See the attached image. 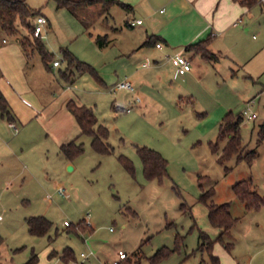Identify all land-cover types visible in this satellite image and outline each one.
I'll return each instance as SVG.
<instances>
[{"label":"rangeland","instance_id":"1","mask_svg":"<svg viewBox=\"0 0 264 264\" xmlns=\"http://www.w3.org/2000/svg\"><path fill=\"white\" fill-rule=\"evenodd\" d=\"M27 2L48 17L42 38L53 53L47 66L35 50L27 70L41 74L49 89L63 87V111L58 105L50 107L25 129L15 122L17 132L0 117V264H23L33 248L42 259L39 264H50L43 250L49 244L59 253L72 248L75 258L59 264H108L118 258L120 249L128 253L120 264H154L150 257L160 247H175L176 232L185 236L184 244L159 264H208L207 253L197 250L199 228L213 239L220 230L209 221L200 184L205 190L214 188L208 202H230L232 215L238 218L231 235L224 236L234 243L232 254L247 264H264V206L247 209L233 190L236 182L251 178L255 190L264 195V140L258 133L264 123V12L254 17L261 24L245 34L246 42L253 41L259 49L250 64L234 60L231 67L223 56L221 63L196 60L204 67L193 76H175L176 65L171 58L168 63L165 50L143 44L150 20L142 13L135 11L143 24L129 27L126 11L117 5L109 11L101 3L80 6L75 15L66 7L58 8L56 0ZM31 22L35 23L34 17ZM112 25L122 31L114 33ZM17 26L19 32L8 35V41L32 38L19 21ZM86 28L95 34L109 32V45L100 50L88 37L70 40L83 32L88 35ZM1 35L6 34L0 26ZM60 46L82 49V60L97 69L105 84L89 72H76L66 80L60 73L67 65ZM56 59L59 67L53 65ZM157 59L167 63L155 68ZM232 71L238 76L233 77ZM126 76L135 88L131 93L114 88ZM69 99L94 108L109 130L111 152L97 151L91 136L81 134L82 153L72 159L60 153L61 142L80 134L66 106ZM248 108L257 116L244 117L239 133L244 153L254 150L257 155L252 163L238 154L221 163L218 158L228 138L220 141L217 151L210 141H216L229 110L238 114ZM136 145L154 148L168 160L164 181L144 177ZM120 154L132 160L134 173L125 169ZM61 186L63 196L58 193ZM31 215L52 220L49 232L31 234L26 223ZM81 220L89 228L69 231L66 222L74 227ZM220 246L225 247L216 240L212 252L221 260Z\"/></svg>","mask_w":264,"mask_h":264},{"label":"crops","instance_id":"2","mask_svg":"<svg viewBox=\"0 0 264 264\" xmlns=\"http://www.w3.org/2000/svg\"><path fill=\"white\" fill-rule=\"evenodd\" d=\"M120 1L130 4L132 8L127 10L120 4H114L109 7L108 11L115 5L122 7L126 11V25H128L129 27L143 24L144 22L142 17L135 16V11L142 13L143 16L147 17L150 20L148 27L144 28L146 38V40L143 41L144 45L155 44L156 46V43L158 41L162 42V48H159L157 46L156 47L159 50H165L163 56H167L168 63L170 61V56L177 51H181L191 58L192 69L188 71H181L176 66L174 73L175 76L186 74L193 76L196 69L204 67L201 62H196V60H212L215 63H221L220 58L223 56L230 59V66L232 67L234 65H232L234 60L240 65L250 64V62L258 53V45H255L253 41L249 42L248 40V42H246L245 34H247L250 27L253 28V25L261 24L260 21L254 20L255 14L258 11L264 12V9L261 5V0H251V2L247 4L241 3L239 0ZM135 7H137V9ZM39 14H42L47 18V27L49 23L48 17L41 11ZM34 18L36 20V16ZM133 19H141L142 22L132 25L131 21ZM87 28L85 30L88 35L83 32L80 33V35L71 38L70 40L77 41L78 37H88L87 41H89V43H91V41H95L100 50L105 49V47L109 45L107 44L106 46L101 47L98 45L95 39V36L97 34H106L107 37H109V32L95 34L94 31H91ZM112 30L114 33H117L120 30L122 31V28H118L112 25ZM3 36L8 37V35H1L0 37ZM207 37H210L207 47L213 53L212 58L204 57L200 52H198L197 48L191 47L187 49L188 45L194 44L199 40H203ZM17 39L18 40L15 41H7L3 46L0 47V89L9 102L13 119L8 120L1 115L0 117L4 121H7L8 125L11 121L19 122L23 126V129H25L31 121L39 118L38 115L41 117L43 112L47 111L50 107L52 108L53 106L56 107L58 105L60 107V111H63V87L61 90H57L54 88L49 89L46 86V82L41 74H37L36 72H28L27 66L29 64L30 56L27 55L24 47L19 41V37ZM177 47H180V49L177 50ZM62 48L68 47L60 46L61 52ZM27 50L29 51L28 48ZM69 50L80 60H82L83 56L81 55V52H84L82 49L81 51L79 50V48H71ZM172 51L174 52L171 53ZM161 60L162 59L156 60V64L154 65L155 68H160L165 63H167L166 61ZM144 63H146V65H144ZM142 64L146 67L149 64V61L145 60ZM60 65L61 62L58 65L54 66L59 67ZM76 72H80V74H83L85 71H81L76 68L67 69V65L65 69H60L61 75L66 80H70V77L72 75H75ZM232 76H238V71H232ZM98 82L100 84H105L102 78L101 81ZM60 84L62 85V83ZM123 90H126L127 92L130 91V93L134 91L128 89ZM55 102L56 105L53 104ZM67 103L66 106L68 108ZM226 110L227 109L225 108V111ZM222 116L223 115L219 116L218 118ZM9 127L11 126L9 125ZM80 135L81 127L80 134L76 135L74 138L78 137L79 140ZM71 140L61 142L60 147L63 143H67ZM60 153L63 155L61 150ZM67 159L69 158L67 157ZM58 193L62 196L64 195L60 193L59 189ZM67 224L69 223L66 222V225ZM33 250L35 251V249L33 248L31 252ZM43 250L45 252L44 254H48L50 264H59L61 260H63L60 258V256L49 257L50 252L52 250H55L52 248L51 244L46 246ZM218 254L222 258L220 260V264H247V261H242V259L239 258L236 254H232V250L229 251L225 247L222 248L220 246ZM41 261L39 256V261L37 264H39V262L41 263ZM160 262L156 264H159ZM208 264H212L210 260L208 261Z\"/></svg>","mask_w":264,"mask_h":264},{"label":"trees","instance_id":"3","mask_svg":"<svg viewBox=\"0 0 264 264\" xmlns=\"http://www.w3.org/2000/svg\"><path fill=\"white\" fill-rule=\"evenodd\" d=\"M241 3L247 4L251 0H239ZM58 7H66L73 14H77V9L80 6L92 5L95 3H101L106 6V10L111 5L120 4L124 8L131 9L132 6L128 3L120 0H56ZM40 10L32 8L27 0H0V26L6 35H15L19 32L17 21H19L24 27L28 28L32 34V38L23 36L19 38L22 46L24 47L28 56H30L35 50L38 51L45 64L48 66L49 61L53 59V53H51L43 42L42 36H36L34 34L35 23L31 22V19L37 16ZM95 39L99 46H106L109 43V39L106 34H97ZM210 37L188 45V48H197L204 57H213V53L208 49ZM31 46V52L27 50V47ZM62 54L64 60L67 62V69L76 68L81 71L89 72L94 75L97 81H101V77L98 71L89 63L80 60L75 56L68 48H62ZM69 110L73 113L77 119L80 127L81 134H87L91 136V145L94 149L100 152H111L112 146L107 141L109 135L108 128L99 122L95 110L92 106L85 104H78L74 100H69ZM0 115L8 120H12L13 116L10 110L9 102L2 90L0 89ZM244 117L242 112L234 114L232 110H229L223 117L219 125V133L216 141H210V146L214 151L219 148L221 140L228 138L226 145L222 149V153L219 155V161L225 162L231 155L238 154L239 159H246L249 163H252L257 155V152L252 150L244 153V147L242 146V139L239 133L241 122ZM259 137L264 140V123L260 125L258 130ZM61 152L69 159L74 158L84 151L83 142L78 141V137L72 139L67 143H63L60 147ZM137 153L142 162L143 174L146 179H158L159 182L164 181L168 175V160L156 149L147 145H136ZM119 159L125 169L134 173L135 166L131 159L124 154H120ZM202 178V176H199ZM201 194L200 200L208 205V218L210 223L219 228L220 232L216 239H213L206 231L199 228V239L197 250L206 252L208 259L212 264H220V259L217 255L213 254L212 248L216 240H220L225 248L231 251L234 247V243L231 241L226 242L224 236L231 235L230 231L235 224L237 217H234L231 212V203H215L208 200L214 194V188L210 187L205 190L200 184ZM233 190L236 196L245 203L247 209H259L264 206V195L258 193L253 187V181L251 178L242 179L233 185ZM28 224V230L31 234L44 235L49 232L53 225V221L44 215H32L26 218ZM85 221L78 222L74 227L71 223L67 224L70 230L76 231L77 228H86ZM194 225H197L196 222ZM89 228V227H87ZM91 229V226H90ZM185 236L179 232L175 235V247L170 248L166 245L160 247L151 257V262L156 264L164 258L170 256L175 251H180L184 244ZM193 251L192 253H194ZM190 254L186 255V259ZM60 256L64 261L74 259L73 250L71 247H66L61 253L56 250H52L49 257ZM127 259V258H126ZM39 256L36 251H32L30 257L23 264H37Z\"/></svg>","mask_w":264,"mask_h":264},{"label":"built area","instance_id":"4","mask_svg":"<svg viewBox=\"0 0 264 264\" xmlns=\"http://www.w3.org/2000/svg\"><path fill=\"white\" fill-rule=\"evenodd\" d=\"M46 22H47V18L44 15L38 14L36 16L35 27H34V34L36 36H43V32L46 28ZM141 22H142L141 19H133L131 21V24L134 25V24L141 23ZM7 41H8L7 36L0 37V47L3 46ZM156 46L159 48H162L163 43L158 41L156 43ZM170 58H171L173 64L176 65L181 71H188V70L192 69V60L185 53H183L181 51H177L173 55H171ZM59 63H60V60H58V59L53 61L54 65H58ZM144 65H146V63H144ZM114 88L135 90L132 81L127 76L118 80L116 82ZM242 115H243V117H246L247 119H253L257 116L255 112L250 110V108L244 110L242 112ZM9 125L11 126V128H13L15 130V132L18 131V126L16 125L15 122L11 121L9 123ZM59 191H60V193L65 194V189L62 186L59 188ZM82 254L84 255V253H82ZM127 257H128V253L126 251L120 249L118 251V258L115 259L113 262L108 263V264H120V262L123 259H126Z\"/></svg>","mask_w":264,"mask_h":264},{"label":"water","instance_id":"5","mask_svg":"<svg viewBox=\"0 0 264 264\" xmlns=\"http://www.w3.org/2000/svg\"><path fill=\"white\" fill-rule=\"evenodd\" d=\"M69 168L71 169V168H72V166L70 165V166H69Z\"/></svg>","mask_w":264,"mask_h":264}]
</instances>
